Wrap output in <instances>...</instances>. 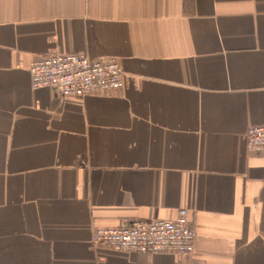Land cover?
Masks as SVG:
<instances>
[{"label": "crops", "instance_id": "obj_1", "mask_svg": "<svg viewBox=\"0 0 264 264\" xmlns=\"http://www.w3.org/2000/svg\"><path fill=\"white\" fill-rule=\"evenodd\" d=\"M124 86L33 90L50 54ZM264 0H0V264H264ZM187 210L193 255L92 244Z\"/></svg>", "mask_w": 264, "mask_h": 264}, {"label": "built area", "instance_id": "obj_2", "mask_svg": "<svg viewBox=\"0 0 264 264\" xmlns=\"http://www.w3.org/2000/svg\"><path fill=\"white\" fill-rule=\"evenodd\" d=\"M31 88H57L62 97H88L124 86V72L116 58L92 59L85 54H50L31 64ZM251 153L264 152V125L247 132ZM188 211H179L174 220H127L118 227L98 229L92 244L115 251L157 255L176 252L193 255L197 232L188 220Z\"/></svg>", "mask_w": 264, "mask_h": 264}, {"label": "water", "instance_id": "obj_3", "mask_svg": "<svg viewBox=\"0 0 264 264\" xmlns=\"http://www.w3.org/2000/svg\"><path fill=\"white\" fill-rule=\"evenodd\" d=\"M53 89H54L57 93H59L57 88H53Z\"/></svg>", "mask_w": 264, "mask_h": 264}]
</instances>
